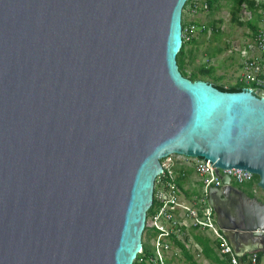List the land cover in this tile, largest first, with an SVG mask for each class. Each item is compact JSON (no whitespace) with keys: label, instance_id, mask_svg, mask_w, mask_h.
<instances>
[{"label":"water","instance_id":"obj_1","mask_svg":"<svg viewBox=\"0 0 264 264\" xmlns=\"http://www.w3.org/2000/svg\"><path fill=\"white\" fill-rule=\"evenodd\" d=\"M187 0H0V264H133L160 159L264 189V97L178 70ZM209 190L237 256L264 202Z\"/></svg>","mask_w":264,"mask_h":264},{"label":"built area","instance_id":"obj_2","mask_svg":"<svg viewBox=\"0 0 264 264\" xmlns=\"http://www.w3.org/2000/svg\"><path fill=\"white\" fill-rule=\"evenodd\" d=\"M258 14L257 28L248 31V37L241 42L230 40L229 53L234 51L239 56V67L242 72L239 81L247 85L256 96L264 97V0H253ZM246 7L243 3L241 8ZM199 8L198 1H192L188 13L193 15ZM202 8H207L206 2ZM251 16L245 21H250ZM210 33V30H208ZM182 39L189 41L195 37L196 25L191 21L181 31ZM228 42V43H229ZM238 43L237 45L235 43ZM161 171L155 176L152 189V201L146 211L144 236L148 237L152 249L141 247L133 260V264H167L170 254L174 251L175 241L181 242L188 250L202 253V247L190 238L188 229L204 231L214 241V250L220 259L229 264H257V252L245 253L244 260L237 256L221 228L217 224L216 214L209 203V190L224 186L222 177L229 178V184L251 182L255 174L235 168L209 167L199 157L169 154L160 159ZM187 169L197 174L200 192L186 200L179 186V176ZM144 230V229H143Z\"/></svg>","mask_w":264,"mask_h":264},{"label":"rangeland","instance_id":"obj_3","mask_svg":"<svg viewBox=\"0 0 264 264\" xmlns=\"http://www.w3.org/2000/svg\"><path fill=\"white\" fill-rule=\"evenodd\" d=\"M194 1L190 0L186 3L182 10V21L185 23L188 20V6ZM199 2V8L192 16V23L196 25V35L192 42H186L184 45V65L182 69L188 74H194L199 80L214 82L217 84L229 87L232 85L246 86L245 82L239 81V76L242 69L239 67V56L232 51L229 53L230 40L241 42L246 40L250 29L244 23L249 16L253 23H256L259 18L246 7L241 8L238 16L239 20L244 24L239 25L231 21L230 11L233 7L234 0H218L213 9L202 8L205 0H195ZM206 25L210 29L208 31H200V27ZM213 27H217V34H213ZM229 42V43H228ZM238 44L237 42L235 43ZM202 69H208L209 72H203ZM191 179L186 181L185 186L192 188L193 192L199 193V183L192 185L194 179H197V174L193 173ZM259 177L255 176L251 182L244 184H236L232 182V186L243 191L247 196H253L257 201L264 202V189L258 186ZM145 240L144 232H142V241ZM146 247L152 249L149 239H146ZM194 254V253H193ZM167 264H189L184 260L183 255L177 256L173 251L170 254ZM262 264H264V254H262ZM195 261L198 264H213L207 261L202 255L194 254Z\"/></svg>","mask_w":264,"mask_h":264},{"label":"trees","instance_id":"obj_4","mask_svg":"<svg viewBox=\"0 0 264 264\" xmlns=\"http://www.w3.org/2000/svg\"><path fill=\"white\" fill-rule=\"evenodd\" d=\"M190 1V0H187L183 6V8L185 7L186 3ZM218 0H205L206 2V5L209 9H213L214 6H215V3L217 2ZM243 3H247V6L248 8L254 12L255 14V17L258 18V14H257V11L256 9L254 8L253 6V3L254 1L253 0H234V4H233V7L230 11V15H231V21L239 24V25H242V24H246L248 26V28L251 30V31H255L257 26H256V23H253L252 20L250 21H245L244 23L242 21L239 20V12L241 10V6ZM181 24H182V29L183 27L185 26V24H187L186 22L184 23L182 21V18H181ZM213 34H217L216 32L218 31V28L216 27H213ZM210 30L208 27H206V25H203L200 27V31L204 32V31H208ZM196 37L192 38L191 40L189 41H182V45L179 49V51L177 52V55H176V63H177V66H178V70L180 71V73L184 76V77H187L188 79L194 81V80H199L194 74H190L188 76V74L184 71V69H182V65H184V55H185V50H184V45L186 42H192ZM203 72H206L208 73L209 70L208 69H202ZM208 82V81H207ZM208 83H211L214 87L216 88H221V89H225V90H241L243 88V86H239V85H232V86H229V87H225L224 85H221V84H217V83H214V82H208ZM257 176V175H255ZM181 183V179H180V182L179 184ZM146 231V227H144V230L143 232L145 233ZM196 239L198 242H200V244L202 245V254L204 255V257L206 259H208L211 263L213 264H227L225 263L224 261H221L217 255V253L214 251V248L210 246L209 244V239H207L206 237H203L201 235H196ZM175 243L179 244L178 241H175ZM180 247L182 248V254L184 256V260L186 262H188L189 264H198L196 261H195V258L193 257V255L188 252L186 250V248L184 246H182L181 244H179ZM258 255L259 257L262 256V253L261 252H258ZM244 256L241 257L242 260H244Z\"/></svg>","mask_w":264,"mask_h":264},{"label":"crops","instance_id":"obj_5","mask_svg":"<svg viewBox=\"0 0 264 264\" xmlns=\"http://www.w3.org/2000/svg\"><path fill=\"white\" fill-rule=\"evenodd\" d=\"M192 16H194V15H190L189 13H187V17H188V20H191L192 21ZM194 172H193V170H189V169H187L186 171H185V173H184V175L182 176H179V182H180V179H181V183L179 184V186H180V189H181V191H182V195H183V197L186 199V200H191L192 199V197L194 196V195H196L197 193H195V192H193V190H192V188H190V187H188V186H185V183H186V181H188V180H190L191 178V175L193 174ZM196 181H197V183H199L198 182V180L196 179H194V183H192V185H194V184H196ZM199 186H200V183H199ZM188 234L190 235V238L193 240V241H196L201 247H202V245L200 244V242H198L197 241V239H196V235H201V236H203V237H206L207 239H209V244H210V246L211 247H213L215 244H214V241L210 238V236H208L204 231H201V230H199V229H188ZM148 236V235H147ZM146 236V238H145V244H146V239H148V237ZM179 242V241H178ZM179 244H181L182 246H184L181 242H179ZM179 244H177V243H175L174 244V246H175V248L173 249L174 250V252H175V254H177V256H179V254L180 255H183L182 254V248L180 247V245ZM185 247V246H184ZM186 248V247H185ZM186 250L188 251V252H190L192 255H193V257H194V254H196V255H202L203 257H204V255L202 254V253H197L196 251H194L193 249H187L186 248ZM215 251V250H214ZM202 252H203V250H202ZM258 252H261V251H257V253ZM194 253V254H193ZM262 254H264L263 252H261ZM184 257V256H183ZM219 257V256H218ZM205 258V257H204ZM262 258H263V256H261V257H259V259H258V263L257 264H262ZM206 259V258H205ZM220 259V258H219ZM207 261H209L208 259H206ZM221 261H224L225 263H227V264H229V262H227L226 260H223V259H220Z\"/></svg>","mask_w":264,"mask_h":264},{"label":"flooded vegetation","instance_id":"obj_6","mask_svg":"<svg viewBox=\"0 0 264 264\" xmlns=\"http://www.w3.org/2000/svg\"><path fill=\"white\" fill-rule=\"evenodd\" d=\"M254 197V195L253 196H250V198H253Z\"/></svg>","mask_w":264,"mask_h":264},{"label":"bare ground","instance_id":"obj_7","mask_svg":"<svg viewBox=\"0 0 264 264\" xmlns=\"http://www.w3.org/2000/svg\"><path fill=\"white\" fill-rule=\"evenodd\" d=\"M182 41H183V39H182Z\"/></svg>","mask_w":264,"mask_h":264}]
</instances>
